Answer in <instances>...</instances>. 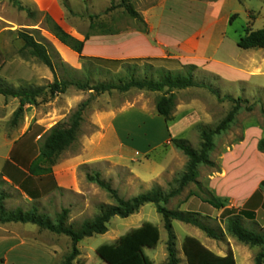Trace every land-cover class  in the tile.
<instances>
[{
  "label": "rangeland",
  "instance_id": "rangeland-1",
  "mask_svg": "<svg viewBox=\"0 0 264 264\" xmlns=\"http://www.w3.org/2000/svg\"><path fill=\"white\" fill-rule=\"evenodd\" d=\"M64 1L70 11L65 8ZM158 2L20 0L22 6L33 13L28 16L25 11L13 7L10 0H0V158L7 151L5 146L19 138L28 126L35 128V122L45 118L48 104L58 108L63 105V100L76 103L61 122H66L79 106L85 104L77 138L56 162L59 164L74 158L84 162L77 168L78 188L60 189L32 203L0 176V206L9 213L36 208L37 215L51 224H56L65 210L68 212L65 226L77 230L84 221L97 216L103 206L115 205L116 199L129 200L156 188L168 197L166 203H160L161 207L191 213L206 226L224 233L221 240H215L194 225L172 221L178 264H187L182 251L186 236L197 239L207 249L223 251L227 248V252L232 249L238 264H253L258 248L245 246L225 233L221 210L214 209L208 201L215 199L226 207L237 208L264 181V151L257 149V143L264 139V49L242 51L236 47L237 40L246 31L264 29V0H224L222 5V12L230 18L235 15L225 27V45L229 53H241L244 62L256 61L260 68L263 67L261 73L248 77L244 83L231 84L196 69L193 72L196 86L172 90L175 106L169 121L159 116L155 109L156 101L167 89L160 93L130 89L124 93L111 91L103 94L79 90L74 84L89 87L98 83L117 84L123 78L157 81L158 75L147 69L145 61L132 62L131 66H136L132 74L118 66L106 70L100 69L95 62L83 61L53 37L46 21V17H50L78 40L94 32L91 25L97 33L99 25L105 24L110 30L124 34L141 28L127 15L125 4L141 15ZM19 31L46 45L53 69L44 65L31 50L25 49L17 35ZM107 48L106 41H94L90 36L84 44L82 56L91 57L94 50L103 53ZM148 63L153 69L179 68L176 63L164 61ZM55 80L70 84L64 94L50 97L44 91L34 102L26 103L22 113L16 114L19 99L12 97L10 92H39ZM238 99L241 100L238 103L232 101ZM236 105L238 109L233 121L224 132L212 138L213 147L208 152L210 164L198 165L195 180L182 185L187 158L169 140H185L194 151H199L201 131L216 129ZM248 107L252 109L249 111ZM93 117L96 122L92 121ZM87 176L98 177L115 194L89 182ZM263 218L264 215L260 214L257 222L246 221L243 225L251 231H258L259 225L264 223ZM145 222L157 226L160 238L155 248L145 249L144 253L153 264H168L169 235L153 204H145L127 218H111L105 234L81 240L76 246L78 255L73 264H105L97 257L96 248L115 243ZM0 236L17 238L19 242V245L0 243V253L4 254L0 264H61L71 253V241L67 236L40 229L31 223L2 224Z\"/></svg>",
  "mask_w": 264,
  "mask_h": 264
},
{
  "label": "trees",
  "instance_id": "trees-1",
  "mask_svg": "<svg viewBox=\"0 0 264 264\" xmlns=\"http://www.w3.org/2000/svg\"><path fill=\"white\" fill-rule=\"evenodd\" d=\"M13 7L19 11H25L28 16L33 13L22 6L20 0H10ZM65 8L70 11L69 6L64 1ZM125 12L132 19L136 20L141 28L140 31L146 32L147 28L141 17L133 10V8L125 4ZM230 18V23L232 19ZM48 28L53 37L63 46L69 48L72 52L79 55L83 61L95 62L100 69L120 67L125 69L130 74L135 72L136 66L132 62H146L147 69L152 73L158 75V80L148 79H121L117 84L98 83L89 87L87 84H74L79 90H89L96 94L109 93L111 91L127 92L130 89L144 90L152 93L163 92L167 89L155 104L156 112L165 121L171 120V115L175 106L174 96L172 90H183L186 88L196 86L193 81V72L197 69L192 65H180L179 62L173 60H124V61H109L98 58L82 56V51L85 42L92 36L95 31L94 26L91 29L94 31L90 35H85L83 40H78L68 33H66L57 23L50 17H46ZM99 34L108 35L117 33V31L110 30L109 26L105 24L99 25ZM18 37L23 41L25 49L31 50L48 68H52L50 58L48 57L46 45L41 41H37L34 37L24 31L17 32ZM237 48L241 50L264 49V29L256 31H246L243 37H240L236 42ZM164 61L169 63H176L179 68L176 70L153 69V66L148 62ZM113 69V68H112ZM67 82L54 81L48 84L44 90L39 92H25L22 94H15L10 92V95L19 99V107L16 114L23 112V107L26 103L34 102L35 98L42 92L47 91L50 97L58 94H64ZM2 93V92H0ZM217 94V93H216ZM218 95V94H217ZM229 98V97H228ZM231 100V98H229ZM233 102H240L241 100H232ZM247 104V100H243ZM85 104H82L75 110L67 119L66 122H60L52 126L43 136V140L39 147L38 156L28 167V172L33 177H41L51 173L52 167L56 164L58 157L64 152L77 138L81 123L82 112ZM238 106L236 105L226 116V118L213 131L204 129L201 131V145L199 151H194L185 140L170 139V144L180 151L187 158L186 172L181 178V184L184 185L192 182L196 177V168L200 164H210L208 160V152L213 147L212 138L214 135L224 132L228 125L233 121ZM248 107L247 110H251ZM257 149L264 151V139L257 143ZM89 182L96 183L100 187L106 189L108 192L115 194L110 187L98 177L87 176ZM24 189V186H23ZM264 191V181L260 182L259 187L249 200L238 209L225 208L224 205L219 204L215 199L208 201L209 205L214 209L221 210L220 218L224 221L225 233L235 238L239 243L258 248V252L254 257L253 264H264V224L260 225L258 231H251L244 227L246 221H255V211L264 206L262 197ZM168 197L162 195L159 189H152L146 193L140 194L129 200L116 199V204L112 206H103L100 213L91 221H84L77 230L65 226V219L67 211H63L62 215L58 217L56 224H51L44 221L37 215L36 208L29 211H22L18 209L15 212H6L0 206V225L5 223H31L37 225L40 229L48 230L54 234L65 235L71 241V253L64 258L61 264H73L74 259L78 255L76 248L77 244L87 237L94 235H103L107 231V224L113 217L127 218L136 213L145 204H153L156 212L160 214L164 221L165 230L168 232V264H178L174 250V235L172 233L171 222L179 221L186 224H191L205 232L208 237L221 240L223 238V231H216L205 224H203L197 216L191 213H184L179 211H170L160 206V203H166ZM160 234L157 226L150 222H145L141 226L129 231L121 236L113 244H103L96 248L95 253L97 257L105 264H153L148 256L144 253L145 249H153L159 242ZM182 251L186 258L187 264H236L234 256L231 251L223 257L215 255L212 251L202 245L197 239L186 236L182 242Z\"/></svg>",
  "mask_w": 264,
  "mask_h": 264
},
{
  "label": "crops",
  "instance_id": "crops-1",
  "mask_svg": "<svg viewBox=\"0 0 264 264\" xmlns=\"http://www.w3.org/2000/svg\"><path fill=\"white\" fill-rule=\"evenodd\" d=\"M223 3L224 0H159L139 15L146 25V32L136 30L120 34L117 31L108 35L94 33L92 40H104L108 48L103 53L94 50L91 57L109 61L173 60L181 65L195 66L227 83H244L248 77L261 73L263 67L260 68L256 61H242L241 53H229L225 45V27L230 24V17L222 12ZM75 105L69 100H63V105L58 108L52 103L48 104V113L45 118L33 124L35 128L28 126L19 138L5 146L7 151L0 158V176L32 203L60 189L78 188L77 168L84 163L78 158L54 165L51 173L41 177H33L28 172V167L39 153L37 144L46 131L66 118ZM92 121L96 122L95 117ZM175 132L179 134L180 131L175 128ZM255 190L234 209L241 208ZM262 197L264 200L263 194ZM260 214L264 215V206L255 211L256 222ZM0 243L19 245L17 238L4 236H0ZM209 250L220 257L227 254V248L223 251ZM231 252L238 264L232 249ZM3 255L1 252L0 261Z\"/></svg>",
  "mask_w": 264,
  "mask_h": 264
}]
</instances>
